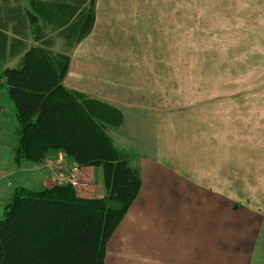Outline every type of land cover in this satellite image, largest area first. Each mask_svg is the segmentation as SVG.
I'll use <instances>...</instances> for the list:
<instances>
[{
  "label": "rangeland",
  "instance_id": "obj_1",
  "mask_svg": "<svg viewBox=\"0 0 264 264\" xmlns=\"http://www.w3.org/2000/svg\"><path fill=\"white\" fill-rule=\"evenodd\" d=\"M22 3L43 15L44 0ZM95 6L91 33L72 48L75 39L47 16L31 25V35L36 39L41 26L53 52L70 57L80 78L70 85L124 111L127 124L107 130L119 160L148 155L169 177L196 186V217H212V230L219 223L227 228V252L213 264H264V0H97ZM1 92L0 191L9 201L11 185L33 183L26 168L34 164L15 159V106ZM95 170L99 183L103 170ZM80 174L87 187L78 191L95 185ZM4 212L0 205V219Z\"/></svg>",
  "mask_w": 264,
  "mask_h": 264
},
{
  "label": "trees",
  "instance_id": "obj_2",
  "mask_svg": "<svg viewBox=\"0 0 264 264\" xmlns=\"http://www.w3.org/2000/svg\"><path fill=\"white\" fill-rule=\"evenodd\" d=\"M13 1L0 0V52L6 49L9 23L25 38L29 22L55 19L62 33L75 39L71 48L95 24L97 0H44L43 15ZM39 27V45L12 41V57L23 55L16 68L2 73L18 124L15 159L38 165L49 154L62 153L79 167H100L104 196L81 198L70 184L15 189L0 219V264H105L107 245L141 192V173L119 160L107 133L124 124L123 112L64 86L71 59L53 52Z\"/></svg>",
  "mask_w": 264,
  "mask_h": 264
},
{
  "label": "crops",
  "instance_id": "obj_3",
  "mask_svg": "<svg viewBox=\"0 0 264 264\" xmlns=\"http://www.w3.org/2000/svg\"><path fill=\"white\" fill-rule=\"evenodd\" d=\"M11 1L14 5V1ZM8 26L9 29L5 30L9 38L6 49L0 52V63H5L3 58L7 59L5 64H0V95L3 89L8 95L3 71L16 68L23 55L19 53L14 55L16 57H12L10 49L12 41L22 40L29 47L39 45V42L35 41L31 35L30 22L29 28L25 29L27 33L25 38L13 32L12 23ZM65 45H67L66 41ZM79 79L78 70L71 63L64 86L85 94L81 86L69 84ZM2 112H4L3 107H1ZM122 112L125 125L127 119L123 110ZM137 159L136 163L130 164L140 168L142 189L107 245L105 264H213V257L221 258L222 250L224 254L227 252V228L222 229L219 223L220 226L212 230L211 227H207L211 221L213 222L212 217H196L198 207L196 186L185 179L172 175L169 177L165 173L166 170H163V165L148 155H140ZM73 169H79L84 178L93 179L95 182L90 189L77 191L79 197L94 199L104 196L103 180L99 183L95 181V168L78 167L62 153H51L42 164L27 167L26 171L33 175V183H26L15 188L11 185L9 191L14 189L12 191L14 193L15 189L20 187L32 190L33 184L40 187L37 190L52 187L59 179L69 177ZM4 191L5 189L0 191V201L5 204L0 203V205L6 208L11 198L6 201ZM201 194H204V191L201 190ZM203 198L200 196V199ZM225 221H227L226 218ZM213 231L216 233L213 234ZM213 241L219 244H214Z\"/></svg>",
  "mask_w": 264,
  "mask_h": 264
},
{
  "label": "built area",
  "instance_id": "obj_4",
  "mask_svg": "<svg viewBox=\"0 0 264 264\" xmlns=\"http://www.w3.org/2000/svg\"><path fill=\"white\" fill-rule=\"evenodd\" d=\"M81 174L78 169H73L69 175V177L65 179H59L56 184L63 185V184H70L74 189L86 188L87 184L81 181Z\"/></svg>",
  "mask_w": 264,
  "mask_h": 264
}]
</instances>
